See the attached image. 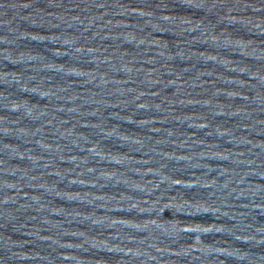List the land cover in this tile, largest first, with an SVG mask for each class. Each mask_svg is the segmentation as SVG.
<instances>
[{
  "label": "water",
  "instance_id": "water-1",
  "mask_svg": "<svg viewBox=\"0 0 264 264\" xmlns=\"http://www.w3.org/2000/svg\"><path fill=\"white\" fill-rule=\"evenodd\" d=\"M0 264H264V0H0Z\"/></svg>",
  "mask_w": 264,
  "mask_h": 264
}]
</instances>
